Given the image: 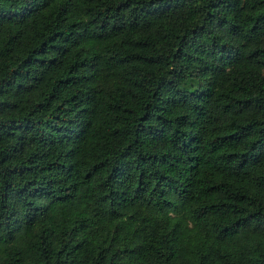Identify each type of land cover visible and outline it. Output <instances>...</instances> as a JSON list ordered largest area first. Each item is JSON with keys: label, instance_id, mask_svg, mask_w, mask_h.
Returning <instances> with one entry per match:
<instances>
[{"label": "trees", "instance_id": "1", "mask_svg": "<svg viewBox=\"0 0 264 264\" xmlns=\"http://www.w3.org/2000/svg\"><path fill=\"white\" fill-rule=\"evenodd\" d=\"M0 264H264V0H0Z\"/></svg>", "mask_w": 264, "mask_h": 264}]
</instances>
